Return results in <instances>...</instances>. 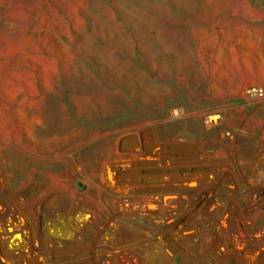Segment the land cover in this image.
<instances>
[{"label": "rangeland", "instance_id": "obj_1", "mask_svg": "<svg viewBox=\"0 0 264 264\" xmlns=\"http://www.w3.org/2000/svg\"><path fill=\"white\" fill-rule=\"evenodd\" d=\"M245 261L264 0H0V264Z\"/></svg>", "mask_w": 264, "mask_h": 264}, {"label": "built area", "instance_id": "obj_2", "mask_svg": "<svg viewBox=\"0 0 264 264\" xmlns=\"http://www.w3.org/2000/svg\"><path fill=\"white\" fill-rule=\"evenodd\" d=\"M248 92L253 94V95L262 94L263 88L258 87V86H251L248 88Z\"/></svg>", "mask_w": 264, "mask_h": 264}, {"label": "bare ground", "instance_id": "obj_3", "mask_svg": "<svg viewBox=\"0 0 264 264\" xmlns=\"http://www.w3.org/2000/svg\"><path fill=\"white\" fill-rule=\"evenodd\" d=\"M205 244L208 246L209 245V241L208 240H205ZM254 263V262H252ZM250 263V261H245L243 264H252Z\"/></svg>", "mask_w": 264, "mask_h": 264}]
</instances>
